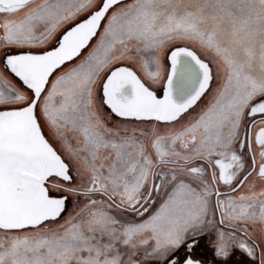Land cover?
Masks as SVG:
<instances>
[{
	"label": "snow or ice",
	"instance_id": "snow-or-ice-1",
	"mask_svg": "<svg viewBox=\"0 0 264 264\" xmlns=\"http://www.w3.org/2000/svg\"><path fill=\"white\" fill-rule=\"evenodd\" d=\"M237 252L264 264V0H0V264Z\"/></svg>",
	"mask_w": 264,
	"mask_h": 264
},
{
	"label": "rangeland",
	"instance_id": "rangeland-1",
	"mask_svg": "<svg viewBox=\"0 0 264 264\" xmlns=\"http://www.w3.org/2000/svg\"><path fill=\"white\" fill-rule=\"evenodd\" d=\"M206 99H207V98H204L203 103L206 102ZM203 103H202V104H203ZM202 104H201V105H202ZM197 110H198V109H197ZM233 259H234L235 262H240V264H243L244 258L241 256V254H240L239 252L236 253V255L234 256Z\"/></svg>",
	"mask_w": 264,
	"mask_h": 264
},
{
	"label": "flooded vegetation",
	"instance_id": "flooded-vegetation-1",
	"mask_svg": "<svg viewBox=\"0 0 264 264\" xmlns=\"http://www.w3.org/2000/svg\"><path fill=\"white\" fill-rule=\"evenodd\" d=\"M203 101H204V99H203V100H201L200 102H198V104H200V105H201V104L203 103Z\"/></svg>",
	"mask_w": 264,
	"mask_h": 264
}]
</instances>
